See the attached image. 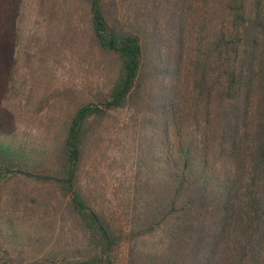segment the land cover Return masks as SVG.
<instances>
[{"label":"trees","instance_id":"16d2710c","mask_svg":"<svg viewBox=\"0 0 264 264\" xmlns=\"http://www.w3.org/2000/svg\"><path fill=\"white\" fill-rule=\"evenodd\" d=\"M0 264H264V0H0Z\"/></svg>","mask_w":264,"mask_h":264},{"label":"rangeland","instance_id":"374dc122","mask_svg":"<svg viewBox=\"0 0 264 264\" xmlns=\"http://www.w3.org/2000/svg\"><path fill=\"white\" fill-rule=\"evenodd\" d=\"M66 79V75H65ZM69 79L68 82H70ZM79 86L82 84H78ZM95 84L92 82L86 83L83 90L88 93L89 90H94ZM81 90V88H80ZM116 138L112 137V143L110 140L106 143L105 149H103L102 154L97 158L96 162L94 163V154L92 155L91 160H89L87 170L89 172V177L92 180H97L103 190H99V192L104 193L107 199L113 200L114 199V191L118 188L119 179L122 178L125 174H127V170L124 169V160L128 157L126 153L125 157L116 155L115 159L113 157V152L118 151L119 149H124L125 147L121 146L119 143L116 144L114 142ZM121 141H124L122 138ZM121 157V158H120Z\"/></svg>","mask_w":264,"mask_h":264}]
</instances>
